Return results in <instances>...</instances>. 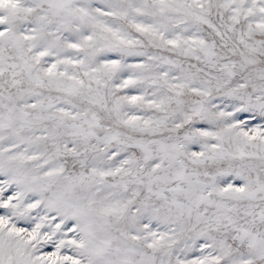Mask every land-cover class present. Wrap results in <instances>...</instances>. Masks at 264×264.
<instances>
[{"label":"snow or ice","instance_id":"6c2138e0","mask_svg":"<svg viewBox=\"0 0 264 264\" xmlns=\"http://www.w3.org/2000/svg\"><path fill=\"white\" fill-rule=\"evenodd\" d=\"M0 264H264V0H0Z\"/></svg>","mask_w":264,"mask_h":264}]
</instances>
